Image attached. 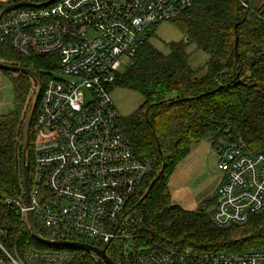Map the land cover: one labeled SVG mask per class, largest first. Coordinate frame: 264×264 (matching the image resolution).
<instances>
[{
    "label": "built area",
    "instance_id": "built-area-1",
    "mask_svg": "<svg viewBox=\"0 0 264 264\" xmlns=\"http://www.w3.org/2000/svg\"><path fill=\"white\" fill-rule=\"evenodd\" d=\"M44 1L0 0V44L25 57L55 54L59 72L46 74L38 100L29 204L23 193L6 201L28 225L32 211L51 240L77 235L100 248L112 244L117 264H264V246L200 252L155 240L138 231L144 217L130 207L153 160L138 157L120 128L112 86L152 27L172 21L193 0H55L5 11ZM216 147L223 180L210 218L221 228L243 225L264 212V147L251 149L241 139ZM0 248L8 259L0 264H77L73 251Z\"/></svg>",
    "mask_w": 264,
    "mask_h": 264
},
{
    "label": "trees",
    "instance_id": "trees-1",
    "mask_svg": "<svg viewBox=\"0 0 264 264\" xmlns=\"http://www.w3.org/2000/svg\"><path fill=\"white\" fill-rule=\"evenodd\" d=\"M261 2L193 0L171 21L184 38L167 42L168 52H163L151 42L160 23L155 24L145 44L112 86V90L117 87L133 90L143 98L131 114L120 117L118 124L134 153L153 160L152 171L138 188L130 207H135V213L144 217L138 231L155 240L200 252H243L264 246V212L243 225L221 228L213 224L205 208L188 210L173 204L169 189L175 168L202 140L210 138L215 147L220 141L232 139L243 140L251 149L264 147V13ZM191 43L210 54L202 76H198V71L189 63ZM0 60L34 70L42 85L46 74L58 69L55 54L25 57L6 44H0ZM12 76L15 78L14 106L10 112L0 114V243L11 253H22L25 246L31 244L40 249L73 251L77 264H100L82 249L38 240L23 219L20 208L6 201L20 195L16 166L19 165L22 181V129L33 86L27 75ZM36 115L37 109L30 130V178ZM154 180L153 187L144 196ZM35 222L40 234L51 239L37 217ZM67 239L100 245L96 240L77 235ZM107 254L119 262L112 244L107 247Z\"/></svg>",
    "mask_w": 264,
    "mask_h": 264
},
{
    "label": "rangeland",
    "instance_id": "rangeland-1",
    "mask_svg": "<svg viewBox=\"0 0 264 264\" xmlns=\"http://www.w3.org/2000/svg\"><path fill=\"white\" fill-rule=\"evenodd\" d=\"M264 13V0L260 3ZM184 38V34L171 21H165L158 25L156 34L151 38L152 44L163 52H168L166 43L179 41ZM190 52L189 63L198 71V76L206 72V64L210 54L196 47L195 43L188 46ZM15 72L0 69V114H6L13 109L14 102V77ZM57 76V70L51 71ZM30 90L28 105L35 93L36 84ZM111 96L121 116L131 114L142 102V96L130 89L121 87L115 88ZM30 157V155H29ZM223 180V173L217 160V147L208 138L202 140L192 147L190 154L175 168L170 180L169 189L173 204L180 205L188 210H198L205 208L209 213L214 206L217 189ZM236 251V250H234ZM2 258L8 261L4 254Z\"/></svg>",
    "mask_w": 264,
    "mask_h": 264
},
{
    "label": "water",
    "instance_id": "water-1",
    "mask_svg": "<svg viewBox=\"0 0 264 264\" xmlns=\"http://www.w3.org/2000/svg\"><path fill=\"white\" fill-rule=\"evenodd\" d=\"M55 0H47L39 4H33L30 2H17L12 5H9L5 11L15 9L17 7H22V6H30V5H35V6H43V5H48ZM238 46V36H236V42H235V47L237 48ZM0 69L4 71H12V72H17L20 74L27 75L31 77L35 84H36V89L35 93L28 105L25 119L23 121V129H22V141H21V155H22V166H23V178L22 181H20L19 178V165L17 164L16 166V183H17V188L19 193H23L25 197V201L27 204H29V196H30V157H29V140H30V130H31V124L32 120L35 114V111L37 109L38 105V100L41 94V89H42V82L39 74L35 72L34 70L20 66V65H14V64H8L5 62H0ZM156 180V179H155ZM155 180L151 183L149 188L147 189L146 193L144 196L148 194V192L151 190L153 187ZM143 196V197H144ZM28 218V223L29 226L31 227V230L33 232V235L40 241L48 244H53V245H64V246H70L74 248H79L87 252H91L94 254H97L106 264H117L109 255L107 254V246L100 248L97 246H94L90 243L87 242H81V241H71L67 239H59V240H51L44 238L35 222L34 214L32 211L28 212L27 215Z\"/></svg>",
    "mask_w": 264,
    "mask_h": 264
}]
</instances>
